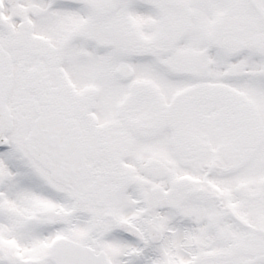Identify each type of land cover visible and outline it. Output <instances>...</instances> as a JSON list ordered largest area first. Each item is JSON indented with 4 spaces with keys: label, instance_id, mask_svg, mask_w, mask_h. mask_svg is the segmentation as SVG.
I'll return each instance as SVG.
<instances>
[{
    "label": "snow or ice",
    "instance_id": "1",
    "mask_svg": "<svg viewBox=\"0 0 264 264\" xmlns=\"http://www.w3.org/2000/svg\"><path fill=\"white\" fill-rule=\"evenodd\" d=\"M0 264H264V0H0Z\"/></svg>",
    "mask_w": 264,
    "mask_h": 264
}]
</instances>
